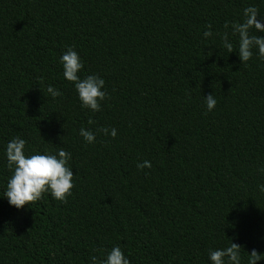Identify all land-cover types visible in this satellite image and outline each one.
I'll use <instances>...</instances> for the list:
<instances>
[{
  "label": "trees",
  "instance_id": "1",
  "mask_svg": "<svg viewBox=\"0 0 264 264\" xmlns=\"http://www.w3.org/2000/svg\"><path fill=\"white\" fill-rule=\"evenodd\" d=\"M248 6L264 15V0H0V264H91L113 246L131 264H209L231 241L242 264L264 255V61L242 65L230 28L233 53L219 49ZM67 47L81 78L105 80L101 111L81 109L64 79ZM15 137L26 156L71 154L67 203L8 204Z\"/></svg>",
  "mask_w": 264,
  "mask_h": 264
},
{
  "label": "clouds",
  "instance_id": "2",
  "mask_svg": "<svg viewBox=\"0 0 264 264\" xmlns=\"http://www.w3.org/2000/svg\"><path fill=\"white\" fill-rule=\"evenodd\" d=\"M211 25H207L203 32L205 40L214 36L210 30ZM225 32L220 36L221 45L219 49H226L233 53V43L229 38V28L231 35L238 37V57L242 65L246 64L254 55L264 61V15H261L256 6H248L243 9L242 20L224 24ZM255 30L256 34H252ZM209 56L213 53L209 52ZM59 59V64L63 69V77L66 81L71 82L80 107L92 113L101 111V103L108 97L105 91V80L99 75H86L83 78L79 75L84 68L83 61L73 47H67ZM47 93L53 98L61 95V92L51 85L46 89ZM205 105V115L212 112L217 104L214 95L203 97ZM89 125L93 123L91 119ZM105 136L115 138L117 130L115 128L100 129ZM79 135L83 141L92 145L96 142V135L93 131L81 127ZM26 141L20 137H15L7 142L4 157L6 167L11 172L7 178L4 198L10 206L17 210L24 209L26 205H32L33 202L39 201L44 194H49L52 199L67 203V198L71 196L73 184V171L68 166L71 160V154L66 152L62 147H58L55 153L47 151L32 155H25ZM138 169L151 168L150 161H143L137 164ZM260 171L264 173V168ZM260 193H264V184L257 185ZM241 247L233 243L223 247L210 249L208 251L209 264H242ZM255 249L248 253L247 264H259L261 257ZM91 264H131L130 259L123 253L119 246H113L106 255L98 260L96 256L90 257Z\"/></svg>",
  "mask_w": 264,
  "mask_h": 264
}]
</instances>
